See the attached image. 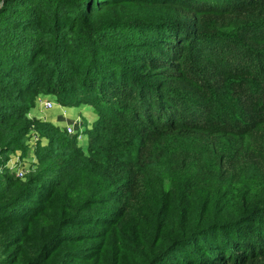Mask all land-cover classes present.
<instances>
[{
	"label": "trees",
	"instance_id": "1",
	"mask_svg": "<svg viewBox=\"0 0 264 264\" xmlns=\"http://www.w3.org/2000/svg\"><path fill=\"white\" fill-rule=\"evenodd\" d=\"M0 264H264V0H0Z\"/></svg>",
	"mask_w": 264,
	"mask_h": 264
},
{
	"label": "rangeland",
	"instance_id": "2",
	"mask_svg": "<svg viewBox=\"0 0 264 264\" xmlns=\"http://www.w3.org/2000/svg\"><path fill=\"white\" fill-rule=\"evenodd\" d=\"M46 99H48V98L47 97H43L40 100L38 99L37 100V104L31 110L32 113L34 114V112L36 111L38 116H42L44 118L53 119V120L56 119V118L57 119L58 118H61V116H63V115L69 117V119H68L69 124L74 125L75 130L78 133L80 131V133L82 135V137L80 139L81 144L83 146L86 145L87 140H86V135H85V132L84 131H85V129H87L88 127H90V124H91L90 123V119L88 117H85V116L81 115V114L79 116L80 118H77V116L76 117H71L70 113L72 114L73 112H71V109L68 110V108H70V107L59 105L56 102H55L53 108H51V109H45V107L43 105V102ZM82 107H86V109H88V110H93L92 108H90L88 106H74L73 108L74 109H82ZM93 112H94V110H93ZM29 117H32V115L29 114ZM66 125H68V124H66ZM33 133L34 132H30V134H29V136L27 138V140L29 142L28 147L30 148V152H28V153H30V155H31V152H32V150H33V148L35 146V143H36V139L33 138V139L30 140V138H31V136H32ZM19 153H21V152L19 151ZM15 156L16 155L12 154L10 156V159L9 160L10 161L13 160ZM25 157H28V154ZM22 161H23V159H22ZM25 163L26 164H30L29 162L27 163V161H25Z\"/></svg>",
	"mask_w": 264,
	"mask_h": 264
},
{
	"label": "built area",
	"instance_id": "3",
	"mask_svg": "<svg viewBox=\"0 0 264 264\" xmlns=\"http://www.w3.org/2000/svg\"><path fill=\"white\" fill-rule=\"evenodd\" d=\"M54 104H55V102L49 98L43 102L45 109L53 108ZM64 129H65L66 133L69 135L78 133L75 130L74 125H71V124L64 126ZM81 137H82V135L80 134V131H79L78 138L81 139ZM33 138L37 140V134L35 132L32 134L30 140ZM14 155H16V156L14 157L13 160L8 161V165L11 169L14 170L15 175L17 177L22 178L24 176V174L28 172L27 168L29 165L22 161V158H20V153H16Z\"/></svg>",
	"mask_w": 264,
	"mask_h": 264
},
{
	"label": "crops",
	"instance_id": "4",
	"mask_svg": "<svg viewBox=\"0 0 264 264\" xmlns=\"http://www.w3.org/2000/svg\"><path fill=\"white\" fill-rule=\"evenodd\" d=\"M70 109H71V112H73L72 114L70 113L71 117L77 116V118H80L79 116L81 114L85 117H88L90 119V123H92L96 118V114L93 112V110H88V109H86V107H82V109H74L73 107L68 108V110H70ZM30 114L32 115V117H36V118H40L42 120L50 121L53 124L58 125L62 128H64V126L66 124H69V122H68L69 117H67L65 115L61 116V118H58V119L56 118L53 120V119L44 118L42 116H38L36 111L34 112V114L31 111Z\"/></svg>",
	"mask_w": 264,
	"mask_h": 264
}]
</instances>
